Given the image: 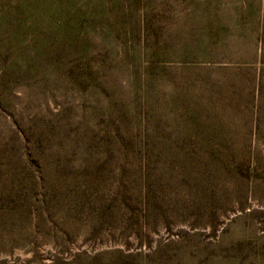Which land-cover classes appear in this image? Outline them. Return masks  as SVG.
<instances>
[{"label":"rangeland","instance_id":"rangeland-1","mask_svg":"<svg viewBox=\"0 0 264 264\" xmlns=\"http://www.w3.org/2000/svg\"><path fill=\"white\" fill-rule=\"evenodd\" d=\"M0 264H264V0H0Z\"/></svg>","mask_w":264,"mask_h":264}]
</instances>
